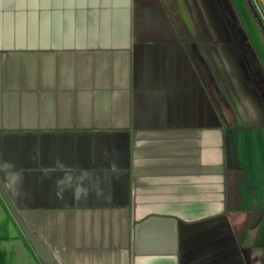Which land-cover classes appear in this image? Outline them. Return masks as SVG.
Segmentation results:
<instances>
[{
    "label": "crops",
    "instance_id": "1",
    "mask_svg": "<svg viewBox=\"0 0 264 264\" xmlns=\"http://www.w3.org/2000/svg\"><path fill=\"white\" fill-rule=\"evenodd\" d=\"M0 183L55 264H264V0H0Z\"/></svg>",
    "mask_w": 264,
    "mask_h": 264
},
{
    "label": "water",
    "instance_id": "2",
    "mask_svg": "<svg viewBox=\"0 0 264 264\" xmlns=\"http://www.w3.org/2000/svg\"><path fill=\"white\" fill-rule=\"evenodd\" d=\"M0 196L3 199L4 203L6 204L9 212L11 213L14 221L18 225L22 234L24 235V237L30 244L31 248L33 249L35 255L40 260L41 264H55L52 256L50 255L49 251L43 244L40 237L36 233L28 229L22 217L20 216L18 210L15 208L10 198L7 196L6 192L4 191L1 183H0Z\"/></svg>",
    "mask_w": 264,
    "mask_h": 264
},
{
    "label": "trees",
    "instance_id": "3",
    "mask_svg": "<svg viewBox=\"0 0 264 264\" xmlns=\"http://www.w3.org/2000/svg\"><path fill=\"white\" fill-rule=\"evenodd\" d=\"M248 2H249V0H248ZM252 13H253V15L256 17V15H255V12L253 11V9H252ZM257 18V17H256ZM260 24V23H259ZM261 25V24H260Z\"/></svg>",
    "mask_w": 264,
    "mask_h": 264
}]
</instances>
